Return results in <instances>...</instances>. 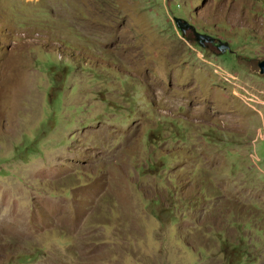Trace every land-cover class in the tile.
<instances>
[{"label": "rangeland", "instance_id": "obj_1", "mask_svg": "<svg viewBox=\"0 0 264 264\" xmlns=\"http://www.w3.org/2000/svg\"><path fill=\"white\" fill-rule=\"evenodd\" d=\"M264 0H0V264H264Z\"/></svg>", "mask_w": 264, "mask_h": 264}, {"label": "water", "instance_id": "obj_2", "mask_svg": "<svg viewBox=\"0 0 264 264\" xmlns=\"http://www.w3.org/2000/svg\"><path fill=\"white\" fill-rule=\"evenodd\" d=\"M260 72L264 74V59L259 62Z\"/></svg>", "mask_w": 264, "mask_h": 264}]
</instances>
